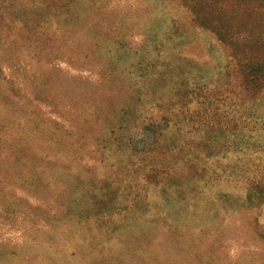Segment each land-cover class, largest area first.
I'll use <instances>...</instances> for the list:
<instances>
[{
    "label": "rangeland",
    "instance_id": "1",
    "mask_svg": "<svg viewBox=\"0 0 264 264\" xmlns=\"http://www.w3.org/2000/svg\"><path fill=\"white\" fill-rule=\"evenodd\" d=\"M251 1L0 0V264H264Z\"/></svg>",
    "mask_w": 264,
    "mask_h": 264
},
{
    "label": "trees",
    "instance_id": "2",
    "mask_svg": "<svg viewBox=\"0 0 264 264\" xmlns=\"http://www.w3.org/2000/svg\"><path fill=\"white\" fill-rule=\"evenodd\" d=\"M249 39L239 50L233 52L235 55L231 58L235 59L233 68L237 70L240 93L248 96L254 103L264 95V60L256 57L264 48V35L253 33ZM229 67L228 63L225 66L226 71H229Z\"/></svg>",
    "mask_w": 264,
    "mask_h": 264
}]
</instances>
